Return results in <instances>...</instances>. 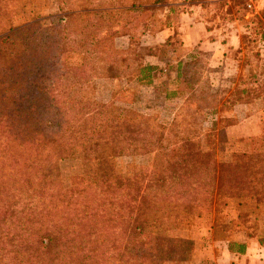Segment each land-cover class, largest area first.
Returning <instances> with one entry per match:
<instances>
[{
	"label": "trees",
	"instance_id": "trees-1",
	"mask_svg": "<svg viewBox=\"0 0 264 264\" xmlns=\"http://www.w3.org/2000/svg\"><path fill=\"white\" fill-rule=\"evenodd\" d=\"M20 1L0 0V264H189V231L206 214L214 212V240H230L247 225L243 212L233 219L225 208L233 198L264 200V125L248 138L250 151L220 159L215 139L225 136L215 132L216 120L209 127L197 122L201 103L191 95L166 124L82 94L90 75L117 78L131 60L138 83L151 85L166 67L143 64L132 43L147 23L141 35L161 30L165 43L180 45L178 27L155 15L163 7L188 12L190 0H57L62 14L55 20L36 16L13 27ZM123 36L128 46L116 47ZM69 50L82 52V63H67ZM234 78L242 97L224 102L263 109L264 94ZM145 154H152L150 165H116L120 157ZM66 159H78L80 170L64 174L58 166Z\"/></svg>",
	"mask_w": 264,
	"mask_h": 264
},
{
	"label": "rangeland",
	"instance_id": "rangeland-1",
	"mask_svg": "<svg viewBox=\"0 0 264 264\" xmlns=\"http://www.w3.org/2000/svg\"><path fill=\"white\" fill-rule=\"evenodd\" d=\"M92 1L101 2V0ZM67 2L77 5L89 1L67 0ZM41 3L42 5L36 6L28 0L20 1L16 7V16L11 18V26L29 22L36 16H40L42 22H50L62 14L57 6V0H50L49 3L42 1ZM177 9L170 11L163 7L156 11L155 17L162 22L168 21L169 24L178 27L180 24L178 17L180 18L181 13ZM184 9L189 13L196 11L202 14L208 21L212 22L211 24L216 25L222 31H225L226 27L232 26L230 22L228 23V19L233 21V27L237 28L240 47L233 50L229 46L220 47L219 51L215 52L212 49L199 47L201 44L184 46L182 41L180 45L175 42L174 45L170 46L163 40L161 30L148 31L141 35V30L148 26L147 23H142L136 35L140 39L132 43V46L140 55L143 64L157 66L160 64L161 68L166 67V70L155 72L151 85H140L133 75L134 61L131 60L129 66L121 64V74L117 78L99 76L94 73L90 75L83 83L82 94L87 99L104 103L110 109L121 110L125 105L131 106L143 113L154 115L158 121L166 124L173 119L180 106L191 95L201 103V108L195 113L197 122L209 127L212 121L216 120L215 132L225 136L221 142L217 140L218 135L215 139V154L220 159H227L232 152L241 149L250 151V139L248 138L255 136L254 134L233 138L230 136L232 133L229 132V128L234 124L225 126L223 125L225 122L218 121L220 117L224 116L237 123L242 120L245 113H248L249 115L255 114V118H252L249 124L255 125L257 122L261 124V120H258L259 115L257 112L255 113L256 105H253L254 107L244 104L234 105L235 99L228 103L224 101L230 95V98L242 97L240 92L236 93L238 90H235V85L230 81L232 76L235 77L234 80L238 78L245 80L244 82L247 83L242 87L247 86L249 90L251 89L252 94H264V52L261 50L264 49L262 47L264 43L261 40L264 36V0H190ZM111 15L112 12H106L107 17ZM113 28L117 29V26ZM178 33L180 38L179 30ZM224 40L225 37L221 39V42ZM128 43L129 40L126 36L114 39L116 47L125 48ZM66 60L71 65H78L82 63L83 53L78 50H69L66 52ZM153 60H155L154 63H152ZM167 60V64L164 65V61ZM177 68L178 76L176 75ZM186 82L193 84V88L188 90L187 87H184ZM117 95L132 100V102L124 104L114 98ZM207 101L209 103H206ZM213 101H215V107H213ZM254 102L260 105L262 100ZM239 141L243 142L244 145L241 146ZM216 146L222 148L224 146V148L218 151ZM151 160L152 154L139 155L134 158L120 157L117 159L116 165L120 169H124L128 162L150 165ZM110 163V167L113 164L115 166L113 158H111ZM80 166L78 159H66L59 161L58 167L64 174H70L79 171ZM213 213L206 214L200 223L196 222L190 229L189 233L195 240V248L196 240L204 245L199 237L204 241L211 238L210 233H205L210 231ZM195 258L196 253L194 251L189 264H204V262H196Z\"/></svg>",
	"mask_w": 264,
	"mask_h": 264
},
{
	"label": "crops",
	"instance_id": "crops-1",
	"mask_svg": "<svg viewBox=\"0 0 264 264\" xmlns=\"http://www.w3.org/2000/svg\"><path fill=\"white\" fill-rule=\"evenodd\" d=\"M179 19L178 30L184 46L201 44L199 47L212 49L215 52L219 51L220 47L229 46L232 50L240 47L237 28L233 27L234 23L230 19H228V23L230 22L232 26L226 27L225 31L211 24V21L196 11L193 13L184 12ZM224 37L226 42L225 40L221 42ZM261 50L264 52V49ZM154 62L155 60L152 61V63ZM256 112L261 124L259 122L255 125L249 124V121L255 118V114L245 113L242 120L230 126L229 132L232 133L230 136L235 138L259 134L264 125V119H262L264 108L256 110ZM225 212L229 218L233 219L243 212L248 219L247 225H242L236 231L237 233L229 238L230 240H214L211 236L209 240L204 241L199 237L204 245L196 240L195 261H208L213 264H264V200L256 201L250 197L233 198L228 202ZM209 228L210 231L205 234L212 235L211 227ZM228 242H232L233 249L228 248Z\"/></svg>",
	"mask_w": 264,
	"mask_h": 264
}]
</instances>
